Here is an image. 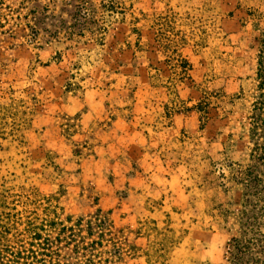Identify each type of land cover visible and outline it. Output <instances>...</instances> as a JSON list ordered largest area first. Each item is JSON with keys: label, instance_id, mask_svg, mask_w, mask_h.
Listing matches in <instances>:
<instances>
[{"label": "rangeland", "instance_id": "rangeland-1", "mask_svg": "<svg viewBox=\"0 0 264 264\" xmlns=\"http://www.w3.org/2000/svg\"><path fill=\"white\" fill-rule=\"evenodd\" d=\"M32 244L264 264V0H0V264Z\"/></svg>", "mask_w": 264, "mask_h": 264}, {"label": "trees", "instance_id": "trees-1", "mask_svg": "<svg viewBox=\"0 0 264 264\" xmlns=\"http://www.w3.org/2000/svg\"><path fill=\"white\" fill-rule=\"evenodd\" d=\"M187 111L189 112L190 109ZM62 196L63 192H59L57 196L46 197L45 195H42L37 189L22 188L20 193H15L12 197L14 198L15 202L20 203L22 202L21 199H23L25 202H31L34 204L48 199L58 201V197ZM33 230L41 231L42 228L35 227ZM31 234H34L33 239H39V234ZM92 250L93 249L90 250L87 247L75 248L72 254L63 256L60 252L52 250L48 247H36V245L32 244L30 249L23 252V257H19V260L23 261L22 264H93L94 253Z\"/></svg>", "mask_w": 264, "mask_h": 264}]
</instances>
